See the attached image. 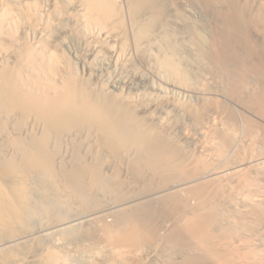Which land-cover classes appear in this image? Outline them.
Wrapping results in <instances>:
<instances>
[{"label": "bare ground", "instance_id": "1", "mask_svg": "<svg viewBox=\"0 0 264 264\" xmlns=\"http://www.w3.org/2000/svg\"><path fill=\"white\" fill-rule=\"evenodd\" d=\"M0 264H264V0H0Z\"/></svg>", "mask_w": 264, "mask_h": 264}, {"label": "rangeland", "instance_id": "2", "mask_svg": "<svg viewBox=\"0 0 264 264\" xmlns=\"http://www.w3.org/2000/svg\"><path fill=\"white\" fill-rule=\"evenodd\" d=\"M78 255H79V257L81 256L80 254H78ZM73 257H74V256H73ZM75 258H76V259H75ZM75 258H74V259H75L76 261H77L78 259L80 260V258H81L82 260H80V261L78 260L79 262H81V261L83 262V260H84L82 257H80V258L77 259V256H76ZM78 261H77V262H78ZM79 262H78V263H79Z\"/></svg>", "mask_w": 264, "mask_h": 264}]
</instances>
